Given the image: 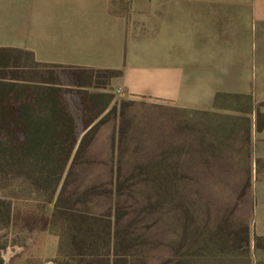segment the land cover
I'll return each mask as SVG.
<instances>
[{
	"label": "crops",
	"instance_id": "crops-1",
	"mask_svg": "<svg viewBox=\"0 0 264 264\" xmlns=\"http://www.w3.org/2000/svg\"><path fill=\"white\" fill-rule=\"evenodd\" d=\"M0 63L120 72L86 148L185 157L203 189L209 164L233 165L231 221L264 259V0H0Z\"/></svg>",
	"mask_w": 264,
	"mask_h": 264
},
{
	"label": "rangeland",
	"instance_id": "rangeland-1",
	"mask_svg": "<svg viewBox=\"0 0 264 264\" xmlns=\"http://www.w3.org/2000/svg\"><path fill=\"white\" fill-rule=\"evenodd\" d=\"M9 71L43 78L30 65ZM117 89L115 78L100 91L118 103ZM104 149L75 157L52 204L49 192L24 180L0 186L3 207L11 208L9 221L0 220V264H264L249 229L231 221L241 205L226 194L222 176H233V165L209 164L203 189L202 165L185 157L113 163L102 158Z\"/></svg>",
	"mask_w": 264,
	"mask_h": 264
},
{
	"label": "trees",
	"instance_id": "trees-1",
	"mask_svg": "<svg viewBox=\"0 0 264 264\" xmlns=\"http://www.w3.org/2000/svg\"><path fill=\"white\" fill-rule=\"evenodd\" d=\"M11 64L19 70L30 65L43 78L26 79L9 71ZM120 75L39 63H0V186L24 180L38 192H49L48 204H52L71 161L86 149L91 129L113 102L100 90ZM102 78L108 81L94 84ZM3 206L6 201L0 199V220L6 223L11 208Z\"/></svg>",
	"mask_w": 264,
	"mask_h": 264
},
{
	"label": "built area",
	"instance_id": "built-area-1",
	"mask_svg": "<svg viewBox=\"0 0 264 264\" xmlns=\"http://www.w3.org/2000/svg\"><path fill=\"white\" fill-rule=\"evenodd\" d=\"M116 94H117L118 96H123V95H124V92H123V90H121V89H117V90H116Z\"/></svg>",
	"mask_w": 264,
	"mask_h": 264
}]
</instances>
